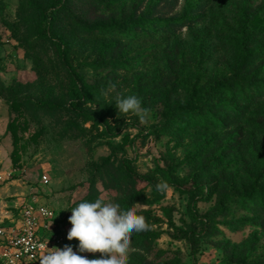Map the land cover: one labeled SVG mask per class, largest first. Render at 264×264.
I'll return each instance as SVG.
<instances>
[{"label":"rangeland","instance_id":"obj_1","mask_svg":"<svg viewBox=\"0 0 264 264\" xmlns=\"http://www.w3.org/2000/svg\"><path fill=\"white\" fill-rule=\"evenodd\" d=\"M101 197L151 226L128 264H264V0H0V216L95 259L68 218Z\"/></svg>","mask_w":264,"mask_h":264},{"label":"clouds","instance_id":"obj_2","mask_svg":"<svg viewBox=\"0 0 264 264\" xmlns=\"http://www.w3.org/2000/svg\"><path fill=\"white\" fill-rule=\"evenodd\" d=\"M187 29L181 30L186 33ZM116 85L109 84L102 92L105 97L115 91ZM116 108L124 115L129 113L139 117L143 122L150 110L142 108L141 101L134 95H116ZM158 192L166 193L170 186L161 181L155 185ZM138 206L133 204L125 209L119 203L105 202L97 198L94 202L82 201L71 209L68 218L71 228L67 233L69 241H79L78 252L100 253V258L88 259L73 251L72 246L63 248L48 247V242L40 247L46 250L41 254L39 264H128L131 235L133 232L150 230L146 217L138 214Z\"/></svg>","mask_w":264,"mask_h":264},{"label":"built area","instance_id":"obj_3","mask_svg":"<svg viewBox=\"0 0 264 264\" xmlns=\"http://www.w3.org/2000/svg\"><path fill=\"white\" fill-rule=\"evenodd\" d=\"M43 183L49 179L43 177ZM53 213L49 207L37 203L22 207L18 215L0 216V264H39L40 247L63 248L64 238L51 233L49 227Z\"/></svg>","mask_w":264,"mask_h":264},{"label":"trees","instance_id":"obj_4","mask_svg":"<svg viewBox=\"0 0 264 264\" xmlns=\"http://www.w3.org/2000/svg\"><path fill=\"white\" fill-rule=\"evenodd\" d=\"M59 7H60V4H59V6L55 7L54 10H56V9L59 8ZM247 22H248V20H247ZM138 23H139V22H138ZM138 23H135L134 25H136V24H138ZM123 26H124V27H127V26H131V25H129V24H123ZM242 37H243L245 43L249 41V37H248L247 34H244ZM56 47H57V49L59 50V52L61 53V55H63V54H64V50H63V48H62V47H63V46H62V43H57V44H56ZM240 89H241V91L243 90V85H241ZM72 104H73V107L75 108V110H77V112H79L80 115L90 117V115H88L87 113H85V112L80 111L79 109H77V107H76V105L74 104V102H73ZM128 171H129V173H130V175L132 176L133 179H135V180H137V181H140V182H146V181H147V180L144 179L143 177H141V176H139L138 174L134 173L131 169H129V167H128Z\"/></svg>","mask_w":264,"mask_h":264}]
</instances>
